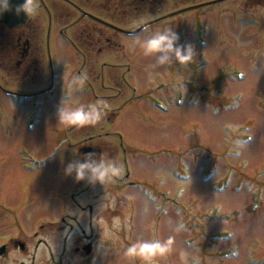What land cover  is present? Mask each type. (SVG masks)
<instances>
[{
  "label": "rangeland",
  "instance_id": "374dc122",
  "mask_svg": "<svg viewBox=\"0 0 264 264\" xmlns=\"http://www.w3.org/2000/svg\"><path fill=\"white\" fill-rule=\"evenodd\" d=\"M44 1L57 12V29L79 15L68 18L73 8L66 0ZM73 1L91 9L97 4L103 16L131 29L174 7L171 0H164L160 11L159 4L139 7L130 0H118V7L116 0ZM203 1L213 0H193ZM35 3L41 4L39 0ZM262 8L246 0H228L148 27L151 31L170 27L180 44H193L196 56L187 65L153 66V57H145L138 45L120 36V62L126 57L133 64L127 77L137 90L135 95L163 100L164 110L151 106L148 98L134 100L126 83L119 85L122 90L117 96L113 77L106 76L104 86L100 76L85 75L83 85L77 79L69 89V82L82 74L74 71L79 64L69 57L68 42L59 33L52 35L59 45L54 47L53 39L52 68L46 63L45 49L41 52L46 73L43 61L38 71L34 63L22 70L15 63L19 57L14 46L8 44L3 50L0 44V84L26 91L54 85L53 98L42 94L35 105L31 101L36 93L17 103L0 91V243L14 233L8 220H13L12 213L20 215L16 228L22 240L27 238L25 232L35 230L56 240L47 225L40 227L48 219L61 221L65 214L75 229L81 219H89V213L79 206L87 202L86 195L78 194L89 182L77 181L75 173L66 175L65 167L83 160L86 153L74 150L93 134L83 141L94 147L109 144L102 153L119 154L122 171L98 186L104 189L99 198L105 200L95 239L104 248L95 249L88 264H146L125 255L129 245L170 238L172 250L151 257L147 264H184L181 252L187 264H264ZM46 27L43 18V39ZM71 29L82 38L80 24ZM199 36L207 41L198 42ZM125 70H119L118 80ZM64 96L70 97V107L98 99L108 106H101L104 116L97 124L69 127L57 118ZM178 99L179 103H172ZM35 118L33 130H26L24 124ZM127 174L141 186L117 189ZM63 246L58 241L57 251ZM59 259L56 255V262Z\"/></svg>",
  "mask_w": 264,
  "mask_h": 264
},
{
  "label": "flooded vegetation",
  "instance_id": "af4514ba",
  "mask_svg": "<svg viewBox=\"0 0 264 264\" xmlns=\"http://www.w3.org/2000/svg\"><path fill=\"white\" fill-rule=\"evenodd\" d=\"M39 1L41 2V4L36 5L34 15L32 17H29L27 15V19L22 25L10 26L6 22H0L1 48L3 50H5L6 48L7 50L8 44L14 46V50L19 57L17 58V60H15V63L18 67L23 70L26 69L29 64L34 63V70L38 71L40 69L39 66L41 65V62L43 61L44 65L43 63L42 65L44 66V71L45 73L48 72L47 70H45V61L41 57V52L45 49L47 54L46 63L47 65L49 64L52 68L53 60L51 55V45L54 39V36L52 39V35L56 32L55 35L59 33L60 36L68 42L67 45L70 47V50H68L69 57L75 59L77 64H79V67L76 68L74 71L76 73L82 74L83 79L85 75L87 77L90 75L100 76L102 80V85L106 86L105 77H113V80L111 82L115 85H118L114 87V89L117 91V96L121 93L122 90L119 85L125 87L126 83V85L128 84L129 87H131L133 90L134 100L138 97L148 98L150 105L158 110H164V106L167 105L163 100L156 99V97H150V95H135L137 90L132 85H130V79L127 77L129 71L133 70V64L131 62H126V57H123L122 62H120V36L124 35L126 38L129 39L130 34L140 28L142 25L157 20L158 18L163 17L165 15L171 14L169 17L162 19L154 24H158L159 22L161 23L164 20L186 15L192 11L198 10L199 8L204 9L218 4L215 3L202 5L204 3L206 4L208 1L194 3L193 0H171L174 5L173 9L163 12L162 14H160V16L158 15L151 20L142 22L137 27L131 29L127 27H121L112 19L103 16L98 10L99 6L97 4L91 9L78 5L73 0H66L71 4L73 8L71 10V15L68 18H72L77 12H79V15L76 16V19L73 20L71 23L62 25L57 29L56 23L60 20L58 19L57 12L54 11L50 6H48V4H46L44 0ZM163 1L164 0H130L129 2L135 3L139 7H147L159 4L158 8L160 11V9L162 8L161 6L163 4ZM223 1L226 2L228 0ZM223 1L219 3H223ZM34 2H36V0H34ZM246 2L247 4H249V2H253V5H260V7H263L262 9L264 10V0H246ZM118 5L119 2L118 0H116L114 6L118 7ZM182 9H185V11L178 12ZM175 12L178 13L174 14ZM43 18L47 19V27L45 29L44 39L41 37L42 32L40 29V22ZM77 24H80L81 26V32L83 34L82 38L73 35V31L71 28H74ZM154 24L146 25L145 27H150ZM179 24L182 25L183 23L181 22ZM204 38V36H199L197 41L202 42ZM58 46L59 45L57 43L56 37L54 39V47ZM106 56H112L113 58L112 60H109L106 58ZM125 67L126 70L121 74V80H118V77L120 76L119 70H122ZM46 69H48V67ZM44 79H46V77ZM53 90L54 85H48L42 90L26 91L24 88L14 89V87H10L8 86V84L7 86L0 84V91L4 93V96L7 98L10 97L13 101L15 100L17 103H22L25 98H29V95H33L36 93L37 96L33 99V101H31V103H33L34 105L38 102L37 100L42 94H47L49 96V100L53 98ZM127 97L128 96L124 97L123 100H125ZM193 98L194 97H192V99ZM180 101L181 100L179 99L176 101L173 100L172 103H179ZM36 122L37 118L31 120L30 123L26 125L24 124V127L26 128V130L32 131L34 128L32 126V123ZM113 133L115 135L118 134L114 131ZM106 135L109 136L110 133H106ZM91 136L94 135L91 134L87 138H83L79 142V150L76 149L74 151L83 155L84 153H86V155L92 153L95 154L97 157H100L103 154L102 152L109 147V144H105L107 145V147H105V145H99L97 147H94L83 141L84 139H88ZM21 151L22 150L20 149L19 153L21 154V157H23V153H21ZM118 156L119 154L110 153V155L105 156V159L112 160L113 162L118 164ZM117 166H119V164ZM124 176V182L122 183L120 188L116 187L117 189H121V187H127L135 184L140 185L138 181H130L128 174ZM94 183H88L87 189H84L83 187L78 193L86 195L84 199L87 202H84V204L79 203V206L84 211L89 213V219H81L82 222L78 225V228L75 229V224L69 223L68 218L64 216L65 214L62 215V217L60 218L61 221L48 219L45 224L40 226L44 227L45 225H47L51 231V235L56 236V240H48L46 236L40 234L39 230H35L33 233L25 232V236L27 238L23 240L20 239L17 236L18 229L16 228L19 224L17 221L20 220V215L15 213L10 214L11 216L7 215L8 217L10 216L13 218V220H11L10 218H8V220L12 221L9 226H11V229L14 231V233L0 243V249L2 247L4 248V251L0 253V264H88V259L92 255H94L96 251L95 249H97L98 247L104 248V244H102V242L97 244L95 239L97 223L101 219L100 217L103 215V201L105 199L103 200L99 197L104 195V189L98 187L100 184H102L99 182L96 183V188L92 187ZM148 193L150 194V192ZM71 198L74 199L75 196L73 195ZM150 198H152V196L149 197V199ZM74 201L78 203L77 200L74 199ZM101 209L102 211H100ZM70 218L72 217L70 216ZM50 221L53 222L51 226L49 225ZM58 224H61V226L57 227ZM66 226H69V228H65ZM52 236H50V238ZM58 241L63 242L64 245L61 252L57 251L56 248ZM56 255H59L60 257L58 262H56L55 260ZM64 257H66V261L64 260Z\"/></svg>",
  "mask_w": 264,
  "mask_h": 264
},
{
  "label": "clouds",
  "instance_id": "9594fccd",
  "mask_svg": "<svg viewBox=\"0 0 264 264\" xmlns=\"http://www.w3.org/2000/svg\"><path fill=\"white\" fill-rule=\"evenodd\" d=\"M36 3L34 0H25L22 6L17 7L16 12L19 14L23 10L29 17L34 15ZM10 7L8 0H5L3 11H9ZM148 33L145 38L144 34ZM129 39L132 43L139 46L145 57H153L155 65L163 66L176 62L180 65H187L192 62L196 56L195 47L191 43L180 44L178 34L172 28L157 29L151 31L148 27H143L140 31H134L130 34ZM83 85L82 77H74L68 84L69 89H72V84L76 80ZM69 96H64L57 107V118L60 124L65 126L95 125L101 121L104 112L101 106L107 107V102L98 99L94 103L80 105L78 107H70L67 101ZM106 154L97 157L95 154H87L83 160H74L69 162L65 167V174L71 176L75 173L74 178L77 181L87 180L89 183L99 182L104 183L115 176L120 175L121 166H117L112 160L105 159ZM173 241L170 238L166 242L155 241L145 244H131L126 249L125 255L133 258H141L147 262L151 257L156 255L164 256L172 249ZM180 258L187 264L186 254L180 253Z\"/></svg>",
  "mask_w": 264,
  "mask_h": 264
},
{
  "label": "water",
  "instance_id": "95a60500",
  "mask_svg": "<svg viewBox=\"0 0 264 264\" xmlns=\"http://www.w3.org/2000/svg\"><path fill=\"white\" fill-rule=\"evenodd\" d=\"M221 1H223V0H214V1L208 2L206 4H202V5L215 4V3H219ZM4 3H5V0H0V22L1 21L2 22H6L10 26L22 25L27 19V14L23 10H21L19 12V14H17L16 9L19 6H22L25 3V0H8V4H9V7H10L9 11H3ZM182 11H185V9H182V10H180L178 12H182ZM178 12H175L174 14H176ZM170 15L171 14L165 15L163 17L158 18L157 20L148 22L147 24L142 25L140 28H138L135 31H140L146 25L154 24V23H156V22H158V21H160L162 19H165V18L169 17ZM3 251H4V248L2 247L0 249V253H2Z\"/></svg>",
  "mask_w": 264,
  "mask_h": 264
},
{
  "label": "bare ground",
  "instance_id": "6f19581e",
  "mask_svg": "<svg viewBox=\"0 0 264 264\" xmlns=\"http://www.w3.org/2000/svg\"><path fill=\"white\" fill-rule=\"evenodd\" d=\"M245 78H246V77H245ZM245 78H244V79H245ZM244 79H243V80H244ZM198 102H199V101H198ZM198 102H197V104H198Z\"/></svg>",
  "mask_w": 264,
  "mask_h": 264
}]
</instances>
